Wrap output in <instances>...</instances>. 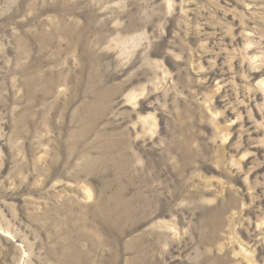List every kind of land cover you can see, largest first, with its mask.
<instances>
[{"label":"rangeland","instance_id":"obj_1","mask_svg":"<svg viewBox=\"0 0 264 264\" xmlns=\"http://www.w3.org/2000/svg\"><path fill=\"white\" fill-rule=\"evenodd\" d=\"M0 264H264V0H0Z\"/></svg>","mask_w":264,"mask_h":264}]
</instances>
